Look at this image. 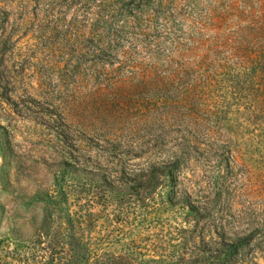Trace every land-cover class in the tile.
I'll list each match as a JSON object with an SVG mask.
<instances>
[{"label": "rangeland", "instance_id": "374dc122", "mask_svg": "<svg viewBox=\"0 0 264 264\" xmlns=\"http://www.w3.org/2000/svg\"><path fill=\"white\" fill-rule=\"evenodd\" d=\"M17 1L0 0V264H65L81 228L109 230L107 207L136 198L143 206L110 245L158 247L157 224L180 223L183 211L148 214L157 194L116 189L186 147L195 184L229 158L235 201L264 210V0H167L118 53L125 76L101 88L58 72L54 46L35 34L40 21ZM215 145L230 153L213 155Z\"/></svg>", "mask_w": 264, "mask_h": 264}, {"label": "trees", "instance_id": "16d2710c", "mask_svg": "<svg viewBox=\"0 0 264 264\" xmlns=\"http://www.w3.org/2000/svg\"><path fill=\"white\" fill-rule=\"evenodd\" d=\"M17 2L16 9L34 13L40 21L35 34L41 43L49 42L54 46L58 72L76 84L80 83L77 78L82 75L86 84L101 88L111 86L118 79L116 73L125 76L122 66L115 68L119 63L118 53L126 43H132L137 34H142L137 32L145 18L162 15L167 0ZM0 40L4 45L8 37L3 35ZM4 80L5 74L0 71V85ZM188 149L167 153L160 161L150 163L148 170L139 175V184L120 185L116 189L123 193L143 189L146 194H157L154 205L146 206L148 214H158L164 205L183 211L180 223L157 224L161 233L152 234L149 240L157 242L158 247L133 245L126 247L124 254L111 247L110 244L125 237L124 225L130 224V217L143 206L137 198L126 203L119 200L115 206L107 207L112 210V217L107 215L110 229L96 232L81 228L86 232L85 237L83 234L79 237L81 247H67L63 257L65 264H133L128 261L133 260L130 255L144 258L150 253L170 264H203L208 259L215 260V264H258L257 256L261 252L258 249L264 247V210L258 213L235 201V194L230 190L235 164L229 158H218L216 171L203 175L205 179L195 184L186 172L191 157ZM213 150V155L230 153L229 149L218 145ZM92 202L89 196L87 206H92ZM73 213L76 216L73 221H80V225L85 222V212ZM72 237L77 239L75 233ZM143 261L142 264H158L153 258Z\"/></svg>", "mask_w": 264, "mask_h": 264}]
</instances>
